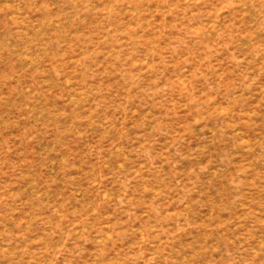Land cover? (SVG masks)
I'll return each instance as SVG.
<instances>
[{
    "label": "rangeland",
    "instance_id": "rangeland-1",
    "mask_svg": "<svg viewBox=\"0 0 264 264\" xmlns=\"http://www.w3.org/2000/svg\"><path fill=\"white\" fill-rule=\"evenodd\" d=\"M0 264H264V0H0Z\"/></svg>",
    "mask_w": 264,
    "mask_h": 264
}]
</instances>
